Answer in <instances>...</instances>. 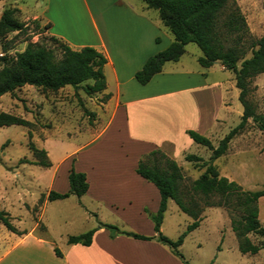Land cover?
Here are the masks:
<instances>
[{
	"label": "rangeland",
	"instance_id": "obj_1",
	"mask_svg": "<svg viewBox=\"0 0 264 264\" xmlns=\"http://www.w3.org/2000/svg\"><path fill=\"white\" fill-rule=\"evenodd\" d=\"M135 1L141 3V0ZM49 2L53 4L54 0H0V14L6 7H16V17L28 23L26 32L12 31L0 37V56L13 57L31 41L52 49L55 56L60 57L58 44L51 39L43 23L38 19L39 24L36 25L30 17L44 16ZM229 5L238 6L244 16L247 34L239 43L243 45L245 56L248 57L251 42L264 33V0H230ZM54 9L56 7L53 8L52 5V10ZM57 10L62 15L58 26L66 28L75 40H81L83 32L91 30L92 23L83 0H61ZM149 13L158 17L157 10L153 8L149 9ZM161 27L172 36L165 26L161 24ZM226 36L229 42L237 37L235 33H226ZM5 46L9 48L5 50ZM185 50L180 60L186 65L185 68L208 71L209 82L220 81L223 85L232 86L224 99L227 106L218 110L222 119L214 123L210 132L202 133L216 146L240 121L242 114L243 107L238 99L239 90L234 83V74L221 68L219 63L213 64L210 70L202 67L196 59L201 50L194 42L187 43ZM239 63L240 60L238 65ZM176 64L177 62L168 61L165 68H181ZM1 66L0 62V68ZM249 87L247 99L256 113L264 115V73L253 76ZM105 95L103 91L87 95L81 87L73 88L70 85L51 91L28 84L12 93L0 95V112L13 113L30 121L28 126L11 124L0 127V209L8 212L10 221L17 229L29 230L35 227L36 232L43 233L45 224L59 246L65 243L68 235L95 228L99 222L134 230L131 229V223L110 215L103 209L99 210L98 215L90 212L88 208H92L94 204L72 194L66 198L45 201L50 189L59 192L67 189V172L73 152L77 147L95 140L101 131L104 121L100 116V107L101 102L106 101ZM29 142L37 150L44 149L45 155L31 149ZM181 146L184 151L175 159L182 173L178 184L179 195L186 203L191 198L194 199L202 208L199 226L188 232L179 246L184 258L191 264H264V247L254 254L241 253L231 229L227 209L223 206H203V197L193 193L191 189L192 181L204 168L187 161L185 154L193 153L208 159L210 150L194 141ZM160 150L168 152L165 154L171 157L170 145H164ZM156 156L159 157L158 154ZM40 159H49L51 165H38L37 161ZM213 163L220 175L235 180L243 189H264V130L259 129L249 118L243 129L229 141L226 153ZM257 205L258 219L261 226H264V197L258 199ZM190 222L191 218L180 211L172 199H168L162 233L175 240ZM8 232L0 221V244L4 243ZM249 237L254 243H259L262 239L258 233H249Z\"/></svg>",
	"mask_w": 264,
	"mask_h": 264
},
{
	"label": "crops",
	"instance_id": "obj_2",
	"mask_svg": "<svg viewBox=\"0 0 264 264\" xmlns=\"http://www.w3.org/2000/svg\"><path fill=\"white\" fill-rule=\"evenodd\" d=\"M60 1L49 2L44 16L30 17L48 24V34L71 48L93 46L106 57L103 92L109 97L100 107L104 125L95 140L77 147L71 157V165L76 171L84 172L88 182L80 198L94 204L88 208L90 212L98 215L103 209L131 223L133 231L153 235V222L146 209L156 212L160 194L152 182L136 172L138 160L164 145L171 146L170 155L176 159L184 151L181 145L192 141L186 129L201 134L210 132L214 123L222 119L218 110L227 106L224 99L232 86L220 81L209 82L208 71L185 68L180 60L186 50L173 61L181 68L166 70L167 61L146 84H139L134 78L135 71L150 55L173 40L172 33L171 36L163 31L159 15L157 18L150 15L151 8L135 0H83L92 28L83 32L81 40H75L66 28L58 26L62 19L57 10ZM52 5L57 11L52 10ZM216 63L219 62L213 64ZM54 247L61 255L55 253ZM0 264L183 263L156 240L121 234L110 237L109 231L101 226H95L88 245L68 243L66 237L65 243L59 246L44 224L43 233L36 232L35 227L22 234L9 231L0 244Z\"/></svg>",
	"mask_w": 264,
	"mask_h": 264
},
{
	"label": "trees",
	"instance_id": "obj_3",
	"mask_svg": "<svg viewBox=\"0 0 264 264\" xmlns=\"http://www.w3.org/2000/svg\"><path fill=\"white\" fill-rule=\"evenodd\" d=\"M230 0H141L148 8L158 11L159 18L164 26L173 34V40L162 50L150 55L140 69L135 71L134 78L139 84H146L154 74L161 71L167 61H177L185 52V45L194 42L201 50L197 57L202 67H209L219 62L224 69L233 72L234 83L238 88V99L243 107L240 121L232 127L214 146L209 137L194 129H186V134L195 143L201 144L210 150L208 159H203L193 153L185 154V159L194 162L203 171L192 181L193 193L203 197V206H223L230 217L231 229L235 234L238 249L241 253H257L264 247V226L258 219V199L264 197V189L247 190L235 180L220 175L213 161L224 155L228 149L231 138L245 126L251 118L257 127L264 130V115L255 112L254 107L247 99L250 91V80L253 76L264 73V33L251 42L250 55L245 56L241 40L247 34L244 16L238 6L229 5ZM16 7H6L0 14V37L8 32H26L28 23L19 20L15 13ZM32 21L38 25V19ZM49 25L45 24L47 28ZM226 33L236 34V39L229 42ZM58 44L60 57L54 51L36 42H27L22 51L16 52L13 57L0 56V95L12 93L15 89L28 84L40 89L55 91L66 85L73 88L81 87L87 95L102 92L106 87L104 64L106 57L93 46L85 45L73 49L55 36H51ZM5 50L9 47L5 46ZM240 63L238 65V61ZM91 81V82H88ZM86 82V83H85ZM88 82V83H87ZM109 97L105 95V99ZM18 124L28 126L30 121L22 116L0 112V127ZM28 136H31L30 131ZM31 149L40 155L45 150H37L29 142ZM159 155L157 157L156 155ZM163 161V163H161ZM37 164L49 167V159H40ZM162 164V165H161ZM136 172L152 182L159 191L160 202L156 212L146 209L153 222V235H145L133 230L121 229L110 223L99 222L98 226L109 231L110 237L126 235L141 240H156L168 247L170 252L183 264H191L181 253L179 246L185 235L199 226L202 208L190 199L184 202L178 192V184L182 179L180 166L176 160L163 153L159 148L143 154L138 160ZM68 189L59 192L50 189L46 198L48 200L62 199L69 195L80 197L87 188L86 174L76 171L71 165L67 173ZM216 199L213 200L212 198ZM168 199H172L178 209L191 218V222L179 236L172 240L160 230ZM0 221L9 230L17 234L26 230L17 229L9 219V214L0 209ZM95 228L79 234L67 236L68 243H81L88 245L91 242ZM249 233H258L261 236L259 243H254ZM57 255L61 252L54 247Z\"/></svg>",
	"mask_w": 264,
	"mask_h": 264
}]
</instances>
